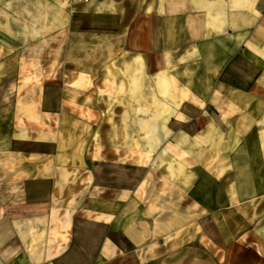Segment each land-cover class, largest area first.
<instances>
[{
	"label": "crops",
	"instance_id": "crops-1",
	"mask_svg": "<svg viewBox=\"0 0 264 264\" xmlns=\"http://www.w3.org/2000/svg\"><path fill=\"white\" fill-rule=\"evenodd\" d=\"M0 264H264V0H0Z\"/></svg>",
	"mask_w": 264,
	"mask_h": 264
}]
</instances>
